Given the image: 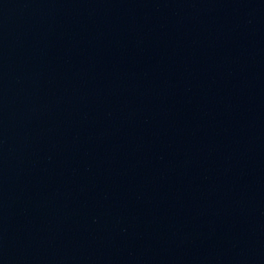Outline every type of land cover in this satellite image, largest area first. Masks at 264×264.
Here are the masks:
<instances>
[{"label":"water","instance_id":"1","mask_svg":"<svg viewBox=\"0 0 264 264\" xmlns=\"http://www.w3.org/2000/svg\"><path fill=\"white\" fill-rule=\"evenodd\" d=\"M0 264H264V0H0Z\"/></svg>","mask_w":264,"mask_h":264}]
</instances>
